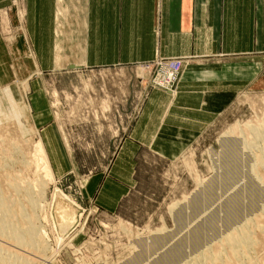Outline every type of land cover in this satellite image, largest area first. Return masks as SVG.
<instances>
[{
    "label": "rangeland",
    "instance_id": "obj_1",
    "mask_svg": "<svg viewBox=\"0 0 264 264\" xmlns=\"http://www.w3.org/2000/svg\"><path fill=\"white\" fill-rule=\"evenodd\" d=\"M9 2L18 6V0ZM8 11L0 10V32L5 41H12L16 29L11 28ZM152 70L129 65L39 71L29 79L20 76L2 84L9 86L6 91L13 104L5 96L2 102L7 110L0 112V231L24 232L30 220L36 230L34 246L27 241L18 247L13 239L0 235L1 247L10 248L4 253L21 254L12 264H24V260L29 264H149V257L143 255L150 253L153 233L159 234L161 227L168 233L173 229L166 235L175 240L192 226L174 228L170 206L186 201L213 176L224 181L227 189L237 173L238 182L227 190L217 186V195L199 208L198 217L213 208L219 212L225 196L246 188V181L257 187L255 194L242 195V212L232 221L224 222L223 215L214 226L211 215H206L202 225L208 237L202 239L196 233L199 243L192 248L186 245L176 262L196 264L195 256L204 251L201 264H264V79L257 78L223 103L206 127L192 136L165 129L151 139V134L142 137L134 127L154 88L149 82ZM179 107L168 122L195 124L193 111ZM30 113L40 114L41 120L42 115L49 116L61 146L56 151L61 167L54 168L48 160L39 131L43 123L36 126ZM157 115L151 113L142 127L152 130ZM224 135L230 136L222 140ZM127 141L133 144L124 145ZM239 142L247 147V161L253 159L249 165L239 162ZM128 151L133 153L130 162L125 159ZM221 151H227V156L219 163ZM252 165L255 175L248 170ZM245 222L253 242L246 250L234 252L225 235ZM170 255V249L163 253L171 264L174 257Z\"/></svg>",
    "mask_w": 264,
    "mask_h": 264
},
{
    "label": "crops",
    "instance_id": "obj_2",
    "mask_svg": "<svg viewBox=\"0 0 264 264\" xmlns=\"http://www.w3.org/2000/svg\"><path fill=\"white\" fill-rule=\"evenodd\" d=\"M5 9L16 33L5 41L0 32L2 114L7 110L2 99L10 98L9 86L2 84L15 77L137 66L176 56L187 64L174 95L151 89L134 128L151 139L165 129L189 137L206 127L223 103L257 78L264 79V0H18L17 7L0 0V10ZM177 106L193 111L195 124L168 122ZM151 113L158 114V121L152 130L144 129ZM30 116L36 126L43 123L39 131L48 160L61 167L56 152L61 146L49 116ZM130 151L125 154L128 162Z\"/></svg>",
    "mask_w": 264,
    "mask_h": 264
},
{
    "label": "bare ground",
    "instance_id": "obj_3",
    "mask_svg": "<svg viewBox=\"0 0 264 264\" xmlns=\"http://www.w3.org/2000/svg\"><path fill=\"white\" fill-rule=\"evenodd\" d=\"M23 91H26V85L23 87ZM229 136L228 135H226V136L224 135L222 137V140L226 139V137L228 138ZM230 139H232V138H230ZM40 144H37V145H40ZM244 144L245 143L240 144V142H239V145H237V147L240 148L239 149L240 150L239 154L241 155V159L239 160V162L241 163V165H249V163L253 159H251V161L249 159V162L247 161L248 158H247V155H245V150H247V147ZM226 152L227 151H221L220 155H218L217 160H218L219 163H220V160H222L224 157L227 156ZM44 155L45 154H43V156ZM253 162L256 164L257 163L256 159H254ZM219 163H218V165H219ZM47 167H48V165H47ZM228 168H229V166H228ZM224 169H225V167H224ZM224 169L222 170V168H221V170L226 173V171ZM244 169H246V168H244ZM242 170H243V168H242ZM248 170L252 171L254 173V171H253L254 170V166L252 165L251 168H248ZM50 172L47 171V174L50 173ZM239 175H240V173H237L235 175V177L234 176L231 177L230 182H228V183L226 182L227 183L226 185H228L227 189H229V188H231V186H233V184L237 181V179H239V177H238ZM254 175H255V173H254ZM214 177L215 176H213V178H209V180H207L205 183H203V185L202 184L199 185V187L195 190V191L199 190L197 193L194 194L195 191L191 192V194H194V196L192 198H190L191 197V194H190V196L188 197V199L186 201H183L182 203H176V204L170 206L169 210L171 211L172 217H174V219H176L175 222H176L177 227L179 229L181 228V230H182V228L187 227L188 225H192V226L191 227L188 226L190 228L184 234L182 232H181L182 234L178 233L180 235L177 234V238L175 240H173V239L170 240V237H168L166 235V234H169L168 230L166 232V229L164 227H161V229L158 230L159 234L158 233L157 234L153 233L152 236L149 239V243H150L149 250H150V253L147 252V254L149 253L148 255L146 254L147 256L143 255L145 257H149V260H148L149 264H167L168 262H166L167 260H165L166 257L163 256V253L166 252L167 250L169 251V249H170V254L174 257V259L171 262V264H180L181 261H178V262H176V261L179 258L182 259L181 256L184 255L183 252L186 250L185 249L186 245H187L188 248L189 247L192 248V247H195L199 243V241L197 240V237H196L197 236L196 233L202 239H205V238L208 237L207 235H205V230H204L205 226H203L204 224L202 225V222H204L206 215H211L209 220L211 221L212 224H214L215 221L218 220L219 218L221 219L223 215H224V219H223L224 222L229 221V220L232 221L231 219H233L234 216H236L237 212H240L241 209H243L242 207H243L244 201H241V199H242L241 197H243L242 195H244V193L247 192V194L251 193V196H253L255 194L254 191L257 190V187H253L252 186L254 184L252 181H246V184H245L246 188H243V190L239 188V190H235L233 192L231 191V193H229L230 195L225 196V198L222 201V203H220V206L217 207V208H219V212H218V210L216 211V208H213V209L211 208L212 210L207 211L206 214L202 218L201 217L199 218L198 214H199V212H201L200 211L201 210L200 207H202L203 205L205 206L207 204L206 202L209 201L210 198H214L217 195V194L216 195L214 194V193H216L215 188H217V186H222V187H224V189H226V186L224 185V181L220 180L218 177L217 178L216 177L214 178ZM242 178L243 177H240V179H242ZM221 179H222V177H221ZM243 185H241V186H243ZM214 186H216V187H214ZM251 196H248V198L251 197ZM248 198H247V200L249 201ZM251 198H253V197H251ZM250 202H252V201H250ZM0 203H2V200H0ZM217 204H218V202H217ZM199 208H200V210H199ZM203 210H205V209H203ZM205 211L203 213H205ZM262 217H264V216H262ZM243 219L247 220L248 218L244 217ZM182 221H184V223H182ZM206 221H208V220L206 219ZM29 223H30V225L25 229L24 232L16 230V229L8 228V229H2L0 231V235H1V237L3 236V237L8 238V239L9 238L13 239V241H14L13 244H15L18 247H24L23 245L27 244V241L31 242V244H33L32 242H34V239H35V236H36V230H35L34 224H33V222L31 220H30ZM245 225H247V222L242 223L240 228L238 227V229H237V227L233 231L230 229V231L227 232L226 235H225L226 239H228L227 241H229L228 242L229 243V248L231 250H233L234 252L236 250H238V248H244L246 250L247 246L249 245V243L253 242V240L250 239L247 230L244 229ZM214 226H215V224H214ZM0 227H3V225H1ZM178 230H177V232H178ZM172 232H174V231H172ZM173 238H174V236H173ZM198 239H199V237H198ZM32 246H34V244ZM4 248H5L4 246L1 247V245H0V264H12L11 261L14 262L15 259L19 258L18 257L19 255L21 256V254H18V256H15L18 252L15 253L13 251H10V253L7 255L6 252L4 253V251L7 250V248L6 249H4ZM9 249L7 251H9ZM13 249H14V251H16L15 248H13ZM13 249H11V250H13ZM34 249H35V247H34ZM144 253H146V252H144ZM186 253H188V252H186ZM203 253H204V251H200L198 253V256H200V254H201V256L200 257H197V255L195 256L196 257L195 258L196 264H201L202 263L203 260L201 261V258L203 256H205L204 255L205 253L204 254ZM5 254L7 256H5ZM181 254H183V255H181ZM171 255H170V257H171ZM212 255L215 256L214 254H212ZM145 261H147V260H145ZM23 263L24 264H29L30 262H28L27 260H24ZM168 264H170V263H168ZM181 264H183V263H181Z\"/></svg>",
    "mask_w": 264,
    "mask_h": 264
},
{
    "label": "built area",
    "instance_id": "obj_4",
    "mask_svg": "<svg viewBox=\"0 0 264 264\" xmlns=\"http://www.w3.org/2000/svg\"><path fill=\"white\" fill-rule=\"evenodd\" d=\"M184 57H163L154 61L144 62L142 67L152 68L149 77L152 87L172 91L176 89L177 80L186 62Z\"/></svg>",
    "mask_w": 264,
    "mask_h": 264
},
{
    "label": "water",
    "instance_id": "obj_5",
    "mask_svg": "<svg viewBox=\"0 0 264 264\" xmlns=\"http://www.w3.org/2000/svg\"><path fill=\"white\" fill-rule=\"evenodd\" d=\"M198 191H199V190L195 191L194 194L197 193ZM194 194H191V197H190V198H192V197L194 196ZM171 218L173 219V222H174V224H175L174 228H177V224H176V222H175L176 219H174V217H171ZM172 230H173V229H172ZM172 230H170V232H172ZM170 232H169V233H170Z\"/></svg>",
    "mask_w": 264,
    "mask_h": 264
}]
</instances>
